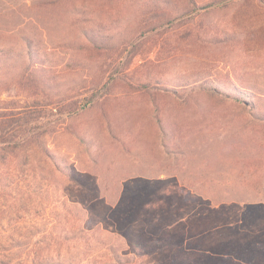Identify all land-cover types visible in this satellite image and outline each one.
I'll list each match as a JSON object with an SVG mask.
<instances>
[{"label":"rangeland","instance_id":"1","mask_svg":"<svg viewBox=\"0 0 264 264\" xmlns=\"http://www.w3.org/2000/svg\"><path fill=\"white\" fill-rule=\"evenodd\" d=\"M30 108L0 263L264 264V0H0V120Z\"/></svg>","mask_w":264,"mask_h":264},{"label":"trees","instance_id":"2","mask_svg":"<svg viewBox=\"0 0 264 264\" xmlns=\"http://www.w3.org/2000/svg\"><path fill=\"white\" fill-rule=\"evenodd\" d=\"M104 86L102 89H105ZM97 96V91L94 92L88 99V102H92ZM34 104V103H33ZM44 111H38L30 108L29 110H19L9 114H3V120H0V149H12L16 145L21 144L25 141V136L32 128L33 123L37 122L42 117H49L50 110L45 108ZM82 108L78 106L77 102H69L58 104V114L73 115L81 111ZM30 264H54V260H59V255L48 256L41 254V251H36L32 258L29 256ZM28 258V259H29ZM32 261V262H31ZM127 263V262H126ZM0 264H11L9 259L6 263L1 261ZM60 264V263H57ZM104 264H122L121 256L117 252L111 251V256Z\"/></svg>","mask_w":264,"mask_h":264}]
</instances>
